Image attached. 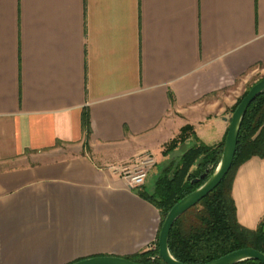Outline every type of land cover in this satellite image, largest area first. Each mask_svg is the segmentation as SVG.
<instances>
[{"label": "crops", "instance_id": "0c3cea01", "mask_svg": "<svg viewBox=\"0 0 264 264\" xmlns=\"http://www.w3.org/2000/svg\"><path fill=\"white\" fill-rule=\"evenodd\" d=\"M256 67L264 0H0V264L151 250L161 215L118 167L150 154L163 171L185 126L187 149L222 143ZM232 198L256 230L264 159L236 170Z\"/></svg>", "mask_w": 264, "mask_h": 264}, {"label": "trees", "instance_id": "16d2710c", "mask_svg": "<svg viewBox=\"0 0 264 264\" xmlns=\"http://www.w3.org/2000/svg\"><path fill=\"white\" fill-rule=\"evenodd\" d=\"M247 91L231 109L233 114ZM83 128L88 138V117L83 118ZM195 140L193 130L185 126L179 135L170 141L162 152L168 157L179 147ZM225 139L217 146L209 147L196 142L177 161L164 167L152 192H141L139 196L152 204L161 215V227L169 211L183 198L194 192L211 177L217 168ZM86 150L89 151L86 146ZM252 158L264 159V94L248 108L243 119L237 150L232 168L219 186L197 206L181 216L173 225L168 241L172 257L182 264H208L230 253L253 249L264 254V219L254 231L243 228L237 220L236 207L232 198V186L236 170ZM206 174V179L192 185L194 179ZM156 250L127 257L136 264H164ZM240 264H261L246 261Z\"/></svg>", "mask_w": 264, "mask_h": 264}, {"label": "water", "instance_id": "95a60500", "mask_svg": "<svg viewBox=\"0 0 264 264\" xmlns=\"http://www.w3.org/2000/svg\"><path fill=\"white\" fill-rule=\"evenodd\" d=\"M264 94V79L256 83L249 90L246 97L241 101L231 116L228 132L225 138L224 147L220 162L214 173L208 178L202 186L194 192L179 201L167 214L161 227L158 238V254L164 264H182L175 260L170 254L168 241L171 229L175 222L187 213L190 209L197 206L204 198L213 192L223 181L232 168L234 157L237 150L238 136L243 119L250 105ZM206 179V174L194 179L191 184L197 185ZM246 261H257L264 264V254L253 250L243 249L230 253L216 261L208 264H240ZM73 264H136L125 258L119 257H92L84 259Z\"/></svg>", "mask_w": 264, "mask_h": 264}, {"label": "rangeland", "instance_id": "374dc122", "mask_svg": "<svg viewBox=\"0 0 264 264\" xmlns=\"http://www.w3.org/2000/svg\"><path fill=\"white\" fill-rule=\"evenodd\" d=\"M262 79H264V69H262L261 67L253 68L251 73L248 75V77L244 78L241 82V85H239V89H238L237 94H236V97H237L236 101H238L247 91H249L251 89V87H253L256 83H258ZM231 116H232V113L229 112L228 113L229 119H231ZM187 147L188 146L183 145L179 151H175L172 154H170V155H174V159L172 160V158H169L168 161L165 162L164 167L169 165V163L171 161L179 160V158L181 157V154H183V152L187 149ZM90 153H91V151L89 152V154ZM170 155L168 157H171ZM140 156H137L136 158H134L130 162L123 164L122 166L118 167L117 171L119 172L124 167H129V169H131L132 166L134 165L135 161L137 159H139ZM162 168H163L162 165H158V166L154 167L149 172V175H148L147 180H146V187L144 189L147 193H150L152 191V189L154 188L155 183H156V181H157V179H158V177L162 171Z\"/></svg>", "mask_w": 264, "mask_h": 264}, {"label": "built area", "instance_id": "2783aa9c", "mask_svg": "<svg viewBox=\"0 0 264 264\" xmlns=\"http://www.w3.org/2000/svg\"><path fill=\"white\" fill-rule=\"evenodd\" d=\"M155 165L156 161L152 155L143 154L135 161L131 169L124 167L119 172L130 189H137L144 186L149 172ZM151 250H156V246L154 245Z\"/></svg>", "mask_w": 264, "mask_h": 264}]
</instances>
